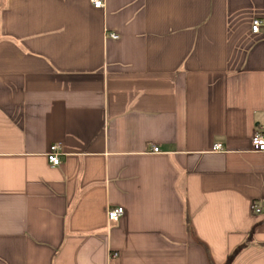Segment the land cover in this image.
<instances>
[{
    "label": "crops",
    "instance_id": "crops-1",
    "mask_svg": "<svg viewBox=\"0 0 264 264\" xmlns=\"http://www.w3.org/2000/svg\"><path fill=\"white\" fill-rule=\"evenodd\" d=\"M263 130L264 0H0V264H264Z\"/></svg>",
    "mask_w": 264,
    "mask_h": 264
},
{
    "label": "built area",
    "instance_id": "built-area-1",
    "mask_svg": "<svg viewBox=\"0 0 264 264\" xmlns=\"http://www.w3.org/2000/svg\"><path fill=\"white\" fill-rule=\"evenodd\" d=\"M90 3L95 8H103L105 6V0H90ZM261 22L262 21L255 19L251 26L252 31H257ZM108 36L112 38H117L118 35L115 33H110ZM220 147L221 145L217 143L214 145L213 148L214 150H218ZM251 147L253 151L264 153V130L256 132L252 136ZM58 149L59 147L57 144H53L50 146L49 153L47 154V159L51 165H58L60 163V153L58 152ZM153 150L156 152L158 151V148L154 147ZM253 210L257 212L260 211V208L254 207ZM122 213L123 207H108L106 210L107 220L109 222L116 221L119 219ZM112 255L115 256L116 252L112 253Z\"/></svg>",
    "mask_w": 264,
    "mask_h": 264
},
{
    "label": "trees",
    "instance_id": "trees-1",
    "mask_svg": "<svg viewBox=\"0 0 264 264\" xmlns=\"http://www.w3.org/2000/svg\"><path fill=\"white\" fill-rule=\"evenodd\" d=\"M243 247V245L236 247L227 257V262L228 260H231V258Z\"/></svg>",
    "mask_w": 264,
    "mask_h": 264
},
{
    "label": "rangeland",
    "instance_id": "rangeland-1",
    "mask_svg": "<svg viewBox=\"0 0 264 264\" xmlns=\"http://www.w3.org/2000/svg\"><path fill=\"white\" fill-rule=\"evenodd\" d=\"M117 254V253H116Z\"/></svg>",
    "mask_w": 264,
    "mask_h": 264
}]
</instances>
